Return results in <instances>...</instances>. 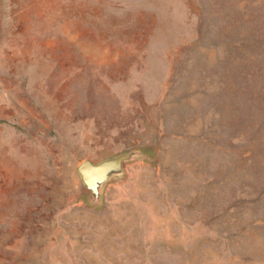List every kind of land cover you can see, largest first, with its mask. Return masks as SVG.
<instances>
[{
	"label": "rangeland",
	"instance_id": "374dc122",
	"mask_svg": "<svg viewBox=\"0 0 264 264\" xmlns=\"http://www.w3.org/2000/svg\"><path fill=\"white\" fill-rule=\"evenodd\" d=\"M0 264H264V0H0Z\"/></svg>",
	"mask_w": 264,
	"mask_h": 264
},
{
	"label": "water",
	"instance_id": "95a60500",
	"mask_svg": "<svg viewBox=\"0 0 264 264\" xmlns=\"http://www.w3.org/2000/svg\"><path fill=\"white\" fill-rule=\"evenodd\" d=\"M116 163V161H105L99 165H94L90 161H84L79 166L83 180L90 186H96L104 178L107 170Z\"/></svg>",
	"mask_w": 264,
	"mask_h": 264
}]
</instances>
